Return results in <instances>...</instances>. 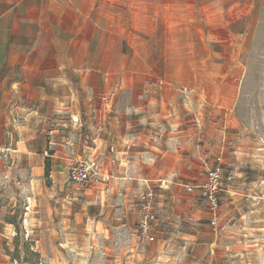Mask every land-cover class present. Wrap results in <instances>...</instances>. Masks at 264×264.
Here are the masks:
<instances>
[{"label": "crops", "instance_id": "obj_1", "mask_svg": "<svg viewBox=\"0 0 264 264\" xmlns=\"http://www.w3.org/2000/svg\"><path fill=\"white\" fill-rule=\"evenodd\" d=\"M259 59L264 0H0V172L22 177L49 264H228L261 168L238 111ZM85 158L98 174L73 183ZM218 162L223 229L185 188Z\"/></svg>", "mask_w": 264, "mask_h": 264}, {"label": "rangeland", "instance_id": "obj_2", "mask_svg": "<svg viewBox=\"0 0 264 264\" xmlns=\"http://www.w3.org/2000/svg\"><path fill=\"white\" fill-rule=\"evenodd\" d=\"M254 67L244 86L238 111L259 152L261 168L254 169L255 184L247 191L230 223L242 233L243 246L230 255L228 264H264V59L257 60ZM16 176L17 181L10 180L0 172V264H49V250L43 251L49 244L44 242L42 226L37 222L28 224V191L20 184L22 177ZM207 221L213 227L209 219ZM215 228L224 226L218 224ZM55 245L60 248L59 242ZM84 262L91 264L90 260Z\"/></svg>", "mask_w": 264, "mask_h": 264}, {"label": "built area", "instance_id": "obj_3", "mask_svg": "<svg viewBox=\"0 0 264 264\" xmlns=\"http://www.w3.org/2000/svg\"><path fill=\"white\" fill-rule=\"evenodd\" d=\"M10 152V148L0 147V160L9 162L12 158ZM97 169L98 163L93 158L75 160L69 166L68 176L73 183L84 185L97 176ZM224 175V167L221 162H218L207 167L206 179L202 184L185 186L187 191L197 192L208 204L212 215L210 222L215 227L218 225V212L221 208L220 194L224 188ZM160 184L165 185V181H161ZM155 197L156 194L152 187L142 192L139 197L138 208L141 218L137 225V234L141 240L146 242L156 239L155 235L151 233L155 218Z\"/></svg>", "mask_w": 264, "mask_h": 264}, {"label": "trees", "instance_id": "obj_4", "mask_svg": "<svg viewBox=\"0 0 264 264\" xmlns=\"http://www.w3.org/2000/svg\"><path fill=\"white\" fill-rule=\"evenodd\" d=\"M49 170H50V169H49V165H47V166H46V175L49 174Z\"/></svg>", "mask_w": 264, "mask_h": 264}]
</instances>
